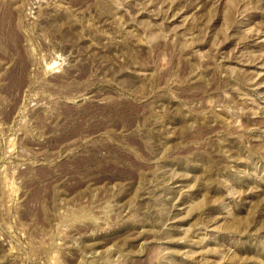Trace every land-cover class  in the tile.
I'll use <instances>...</instances> for the list:
<instances>
[{
    "label": "rangeland",
    "instance_id": "1",
    "mask_svg": "<svg viewBox=\"0 0 264 264\" xmlns=\"http://www.w3.org/2000/svg\"><path fill=\"white\" fill-rule=\"evenodd\" d=\"M0 264H264V0H0Z\"/></svg>",
    "mask_w": 264,
    "mask_h": 264
}]
</instances>
